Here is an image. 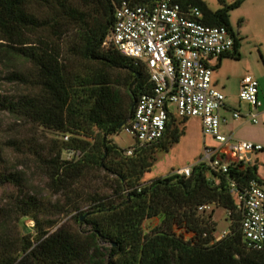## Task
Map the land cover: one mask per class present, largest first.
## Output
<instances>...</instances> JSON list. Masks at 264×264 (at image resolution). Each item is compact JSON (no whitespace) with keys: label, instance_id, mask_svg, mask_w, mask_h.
I'll return each instance as SVG.
<instances>
[{"label":"trees","instance_id":"obj_1","mask_svg":"<svg viewBox=\"0 0 264 264\" xmlns=\"http://www.w3.org/2000/svg\"><path fill=\"white\" fill-rule=\"evenodd\" d=\"M27 1L0 0V40L23 45L21 52L10 51L7 58L0 57V62L10 61L17 54L31 60L36 66L34 84L40 89L38 96L20 101L18 109L54 129L90 131L92 126L100 128L102 133L98 145L110 157V165L106 167L118 175L114 192L123 199L118 203L99 201L89 212L77 215L78 219L84 216L85 222L91 224L87 230H74L67 226H60L53 232L42 230L35 242L28 235L21 239L0 235V264H264V252L247 249L243 243L241 214L228 187L229 178L240 184L252 179L261 180L256 164L231 167L227 174H218L206 162L198 161L188 176L172 172L142 184L143 173L155 161L147 154L146 147H136L131 155L122 154L119 161L115 159L125 149L119 148L109 136L123 128L120 125H125L130 118L135 99L151 88L142 65L116 49L102 48V42L114 24L115 4L122 0H97V8L88 13L64 10L68 17L79 21L77 32L80 41L75 45V51L109 66L128 67L134 83L131 89L133 102L125 107L109 79L95 75L94 100L89 107L79 110L72 107L69 69L60 61L59 51L44 45H27L31 41L26 38L25 31L38 24L37 18L28 10ZM128 1L152 4L156 0ZM177 1L198 7L205 24L231 28L229 11L245 0H232L215 10L210 9L204 0ZM238 39L236 36L232 51L219 58L228 55L238 59ZM10 76L27 81L26 75L15 70ZM186 120L172 115L163 137L148 145L151 149L157 148L156 152L168 150L183 133L174 123ZM62 144L50 163L54 170L53 178L63 182L65 178L80 177L86 159L63 161L60 159L62 148L85 149L90 143L87 139L69 136ZM0 177L2 181L21 185L22 175L18 171L0 172ZM205 204H215L230 211L229 232L218 240L213 236L215 229L210 220L213 209L206 216L201 212L207 211L198 210ZM14 205L19 217H32L37 222L34 196L21 197ZM3 210L0 207L1 218L9 215ZM158 215L163 217L161 223L144 232L143 221ZM183 231L192 235L185 238ZM104 243L109 247L103 246Z\"/></svg>","mask_w":264,"mask_h":264},{"label":"rangeland","instance_id":"obj_2","mask_svg":"<svg viewBox=\"0 0 264 264\" xmlns=\"http://www.w3.org/2000/svg\"><path fill=\"white\" fill-rule=\"evenodd\" d=\"M96 1L28 0V10L37 18L38 24L25 31L26 38L31 41L27 45H44L59 51L60 61L69 69L68 83L73 108L79 110L91 105L96 91L93 83L95 75L107 77L111 87L119 92L123 105L129 107L133 102L131 89L134 88L131 70L128 67L109 66L101 60H90L74 48L80 41L77 32L79 21L68 17L64 10L93 12L97 8ZM205 1L210 9L215 10L232 0ZM229 21L233 30L239 31L240 56L238 59L225 60L223 74L218 77V82L226 87L223 89L219 86L226 94L225 102L230 108L224 113L228 123L223 129L235 139L264 144V115L258 116V123L254 124L246 118L233 119L231 114L233 109L239 108L242 113L248 110L246 103L237 97L238 79L246 74H252L258 79L264 100V34L257 26L250 24V0H245L240 6L230 10ZM37 40L41 42L37 43ZM22 46L0 40V57L7 58L10 51L21 52ZM13 70L26 75L27 81L12 78L10 73ZM35 73L36 66L21 54L12 56L10 61L0 62V172L18 171L22 175L20 186L14 182L2 181L0 177V207L5 209L4 214H9L0 217V235L10 239H21L28 235L33 242L42 230L53 232L60 226L74 230L90 229L91 224L85 222V217L78 219L77 215L89 212L99 201L118 203L123 199V196L117 197L114 192L117 189L118 175L106 167L110 165V157L98 145L102 133L100 128L92 126L90 131L54 129L18 109L20 101L38 96L40 92L34 84ZM261 108H264V104ZM174 124L183 133L168 150L156 152L157 148L151 149L150 145H143L147 154L155 161L143 173L140 180L142 184L204 161L205 147L217 145L213 137L203 135L202 121L198 117H188L184 123L176 121ZM65 134L87 139L90 144L85 149L62 148L60 159L63 161L86 159V166L80 177L65 178L62 182L53 178L54 170L50 162L56 157L59 147L64 145ZM109 138L119 148L125 149L115 157L118 161L122 154L128 155L127 148L135 143V139L125 129ZM262 157L263 154L261 159ZM260 163L262 168L263 161ZM28 196L35 197L37 222L32 217H19L14 205L21 197L26 199ZM201 213L206 216L208 211ZM229 215L228 209L213 205L210 220L215 229V239L223 232H229ZM162 218V215L146 218L142 223L143 231L149 232L158 226ZM103 246L109 247V244L104 243Z\"/></svg>","mask_w":264,"mask_h":264},{"label":"built area","instance_id":"obj_3","mask_svg":"<svg viewBox=\"0 0 264 264\" xmlns=\"http://www.w3.org/2000/svg\"><path fill=\"white\" fill-rule=\"evenodd\" d=\"M202 16L198 7L182 5L177 0H156L152 4L122 0L115 4L114 24L102 48L116 49L142 65L151 86L135 99L133 112L123 125L122 129L135 139L126 154L161 139L172 115L195 116L202 121L203 135L217 142L214 147H205L202 161L212 171L227 174L231 167L251 165L252 159L255 164L257 154L264 158V144L235 139L223 129L228 123L224 113L230 108L226 95L213 85L210 60L232 51L237 33L232 26L205 24ZM258 94V80L252 74L244 75L237 97L248 110L242 113L239 108L233 109L232 118L258 123ZM68 138V134L63 137ZM190 171L191 167L185 166L177 173L188 176ZM228 187L241 214L245 247L264 252V177L245 184L229 178ZM212 209L213 204L198 207L199 211ZM183 233L185 238L192 235Z\"/></svg>","mask_w":264,"mask_h":264},{"label":"crops","instance_id":"obj_4","mask_svg":"<svg viewBox=\"0 0 264 264\" xmlns=\"http://www.w3.org/2000/svg\"><path fill=\"white\" fill-rule=\"evenodd\" d=\"M250 24L257 26L259 31H261V33L263 32L262 34H264V0H250ZM258 32L256 31V33H258ZM230 59H234V58H232V57H230L228 55H225V56H223L221 58L218 57V58H214V59L210 60V64L213 66L212 82H213V85L217 89H219L220 91H222V90L219 88V86L221 88H223V89H225L226 87L223 84H220L218 82V77L223 74L222 73V68H223L225 60L228 61ZM241 78L242 77H239V79H238V83H237V88L238 89H239V84H240ZM258 96H259V99L261 101V106L258 108L257 113H258V116H261V115H264V108H261L263 106V104H264V100H263V94H261L260 84H259V94H258ZM258 143H260V142H258ZM255 158H256V163L255 164L257 165L258 174L261 177H264V158L262 157V159H261V155L260 154H257ZM253 161H254V159H252L251 165H253ZM261 161H263L262 168L260 166V164H261L260 162Z\"/></svg>","mask_w":264,"mask_h":264},{"label":"flooded vegetation","instance_id":"obj_5","mask_svg":"<svg viewBox=\"0 0 264 264\" xmlns=\"http://www.w3.org/2000/svg\"><path fill=\"white\" fill-rule=\"evenodd\" d=\"M236 33H237V36H239V31H236Z\"/></svg>","mask_w":264,"mask_h":264},{"label":"water","instance_id":"obj_6","mask_svg":"<svg viewBox=\"0 0 264 264\" xmlns=\"http://www.w3.org/2000/svg\"><path fill=\"white\" fill-rule=\"evenodd\" d=\"M122 126H123V124L120 125V127H122Z\"/></svg>","mask_w":264,"mask_h":264}]
</instances>
